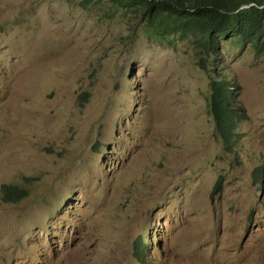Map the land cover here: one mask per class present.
<instances>
[{
  "label": "rangeland",
  "instance_id": "rangeland-1",
  "mask_svg": "<svg viewBox=\"0 0 264 264\" xmlns=\"http://www.w3.org/2000/svg\"><path fill=\"white\" fill-rule=\"evenodd\" d=\"M107 7L0 0V187L27 191L0 199V264H264V56L222 37L204 70Z\"/></svg>",
  "mask_w": 264,
  "mask_h": 264
},
{
  "label": "trees",
  "instance_id": "trees-1",
  "mask_svg": "<svg viewBox=\"0 0 264 264\" xmlns=\"http://www.w3.org/2000/svg\"><path fill=\"white\" fill-rule=\"evenodd\" d=\"M108 4L109 14L121 11L143 23L147 35L160 43H171L170 35L188 40L199 68L217 71L223 65L222 37H234L235 45L249 46L256 56H264V0H84ZM219 76V75H218ZM232 86L222 76L210 81L208 111L215 129L226 145L234 136L235 123L241 119L235 109ZM254 178L261 175L258 168ZM27 191L15 184H2L0 199L17 203Z\"/></svg>",
  "mask_w": 264,
  "mask_h": 264
}]
</instances>
